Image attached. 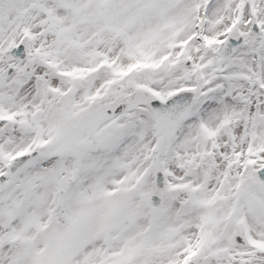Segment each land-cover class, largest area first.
<instances>
[{
	"label": "snow or ice",
	"instance_id": "obj_1",
	"mask_svg": "<svg viewBox=\"0 0 264 264\" xmlns=\"http://www.w3.org/2000/svg\"><path fill=\"white\" fill-rule=\"evenodd\" d=\"M0 264H264V0H0Z\"/></svg>",
	"mask_w": 264,
	"mask_h": 264
}]
</instances>
